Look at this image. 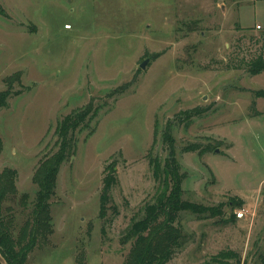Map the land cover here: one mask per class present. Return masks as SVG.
Here are the masks:
<instances>
[{"label":"rangeland","instance_id":"1","mask_svg":"<svg viewBox=\"0 0 264 264\" xmlns=\"http://www.w3.org/2000/svg\"><path fill=\"white\" fill-rule=\"evenodd\" d=\"M0 6L6 14L0 15V93L13 81V93L24 91L0 111V174L18 172L16 195L3 205L14 217L15 236L32 215L36 170L58 152V124L91 99L100 107L77 132L76 151L58 174L54 233L27 264L81 258L125 264L132 221L168 194L149 154L164 165L169 122L187 177L184 201L222 213L181 212L180 245L169 264H213L227 250L239 255L230 264H261L264 99L251 92L264 90V73L251 77L235 67L264 52V0H0ZM194 109L201 114H183ZM192 143L212 150L183 153ZM114 161L119 183L101 218L104 172Z\"/></svg>","mask_w":264,"mask_h":264},{"label":"trees","instance_id":"2","mask_svg":"<svg viewBox=\"0 0 264 264\" xmlns=\"http://www.w3.org/2000/svg\"><path fill=\"white\" fill-rule=\"evenodd\" d=\"M0 15H6L4 8L1 6ZM159 56V54L155 55L153 59L159 58ZM235 69H242L251 77L261 75L264 73V52H260L250 61L241 60ZM13 82L5 83L7 89L0 93V111L9 106L8 100L10 98L24 93V91L13 93ZM128 86L114 90L109 98L123 95ZM27 90L28 88L25 91ZM251 94L254 98L264 99V90H254ZM95 103L96 101L91 99L88 105L73 110L58 124L55 131L58 137L56 142L58 152L50 160L41 163L36 170L33 181L38 190L35 195V202H33L32 215L26 225L24 224L20 228V232L16 236L13 229L14 217L3 212V205L10 196L16 195L18 172L6 169L0 174V253L7 264H27L29 255L39 245H45L54 233L53 217L50 210L51 200L57 188V177L68 156L76 151L77 132L88 128L97 118L100 107L95 106ZM252 106L255 108V102ZM183 114L198 116L201 112L199 109H194ZM172 128L173 123L169 122L163 134V143L168 146L169 152L164 165L157 159H151V153L149 154L154 177L158 180L164 179L165 185H169L168 194L162 196L153 204H147L144 208L145 216L140 220L132 221L129 237L133 239L134 243L126 257L125 264H169L174 258L175 250L180 245V235L175 224L181 212L189 211L193 214L209 212L214 217L222 214L219 208L209 209L184 201L182 184L187 177L186 174L181 173V164L176 158ZM211 150V146L204 149L203 145L192 143L183 149V153L198 152L200 156H203ZM2 154L3 139L0 137V157ZM116 167L117 163L114 161L104 172V186L100 199L101 218L106 216L108 206L112 201L111 192L119 183ZM23 197L26 200L28 199L27 195ZM243 203V201H240L236 206L242 207ZM237 259H239V255L234 251L227 250L217 255L213 259V264H230L231 260ZM84 262L85 260L81 258L78 264H84ZM261 264H264V259H262Z\"/></svg>","mask_w":264,"mask_h":264},{"label":"built area","instance_id":"3","mask_svg":"<svg viewBox=\"0 0 264 264\" xmlns=\"http://www.w3.org/2000/svg\"><path fill=\"white\" fill-rule=\"evenodd\" d=\"M257 29L261 30V26H258ZM245 214H246V210H242L237 214V219L242 220L243 218H245Z\"/></svg>","mask_w":264,"mask_h":264},{"label":"water","instance_id":"4","mask_svg":"<svg viewBox=\"0 0 264 264\" xmlns=\"http://www.w3.org/2000/svg\"><path fill=\"white\" fill-rule=\"evenodd\" d=\"M150 62V59H147L143 62V64L140 66L142 70H145L147 67V64Z\"/></svg>","mask_w":264,"mask_h":264},{"label":"crops","instance_id":"5","mask_svg":"<svg viewBox=\"0 0 264 264\" xmlns=\"http://www.w3.org/2000/svg\"><path fill=\"white\" fill-rule=\"evenodd\" d=\"M32 254H33V253H31L30 256H29V260H30V262H32V260H31V259H32ZM2 258H3V257H2V255H1V253H0V263H1V264H4V261H2ZM31 264H32V263H31Z\"/></svg>","mask_w":264,"mask_h":264}]
</instances>
